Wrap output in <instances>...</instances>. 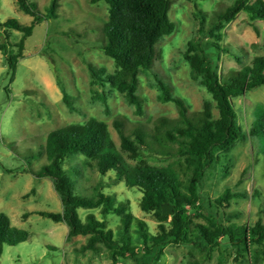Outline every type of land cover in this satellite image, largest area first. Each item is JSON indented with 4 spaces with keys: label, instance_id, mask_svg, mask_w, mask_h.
Returning <instances> with one entry per match:
<instances>
[{
    "label": "rangeland",
    "instance_id": "374dc122",
    "mask_svg": "<svg viewBox=\"0 0 264 264\" xmlns=\"http://www.w3.org/2000/svg\"><path fill=\"white\" fill-rule=\"evenodd\" d=\"M27 1L41 15L46 13L51 2ZM234 1L170 0L169 18L175 30L156 44V58L151 70L139 74L136 94L141 100L142 114L137 115L135 107L123 94L109 85L100 86L89 72L90 66L104 70L105 74L117 71L114 62L100 50L102 27L108 16L103 1L58 0V17L48 20L41 17V22L25 42L23 58L18 60L12 78L6 58L18 52L16 45L22 33L6 29L3 24L14 19L22 26H29L33 18L19 8L17 0H0V42L6 43L8 49L7 56L0 51V213L8 215L14 227L30 235L26 242L16 246L3 245L0 264H112L102 247L98 253L82 251L87 243L86 236L68 238L65 223H54L36 214L38 211L62 212L60 199L50 180L31 173L47 164L42 151L46 137L58 128L83 124L94 118L108 125L111 138L119 148L116 123L128 136L138 127L152 132L161 118L177 121V106L158 99L157 79L169 87L174 97L183 100L189 117L199 115L207 103L217 116L211 96L192 79L185 54L199 53L201 49L206 51L223 75L240 71L251 65L256 57L264 58V23L251 22L243 12L224 25L221 41L210 35L215 15L224 12ZM216 46L224 51H218ZM64 94L68 96L70 106L65 103ZM232 102L239 126L246 131L255 109L258 106L264 108V87L253 89ZM130 140L134 142L133 137ZM122 155L133 166L146 162L162 167L175 161L173 157L146 149L135 157ZM224 166L227 167L225 175L221 172ZM63 167L77 170V195L92 197L94 190L113 195L118 203L129 207L134 217L145 222L151 234H157L160 223L153 213L140 210L141 193L137 189H129L123 182L114 183L112 172L99 175L94 164L89 165L80 155L69 157ZM226 189L245 197L219 206L216 200ZM200 195L202 208L197 215L192 212L194 223L208 225L211 220L223 226L237 227H251L257 221L264 224V148L261 142L250 137L238 142L226 160H221L207 172ZM78 213L82 220L90 213L98 220L102 219L99 209H80ZM106 223L117 233L120 225L117 216H107ZM219 242L220 245L207 254L195 246L170 245L162 257L147 264H264L263 254L255 262L248 253L235 257V247L226 239ZM116 264L142 263L128 259Z\"/></svg>",
    "mask_w": 264,
    "mask_h": 264
},
{
    "label": "trees",
    "instance_id": "16d2710c",
    "mask_svg": "<svg viewBox=\"0 0 264 264\" xmlns=\"http://www.w3.org/2000/svg\"><path fill=\"white\" fill-rule=\"evenodd\" d=\"M107 5V21L102 27L103 41L101 52L110 58L117 71L105 74L104 70L89 67L93 81L100 86L109 85L120 92L126 101L135 107L136 114H142L141 100L136 94L139 74L150 71L156 58V44L175 30L169 18L170 0H96ZM19 8L33 18L29 26H22L17 20L9 19L3 27L22 33L16 48L18 52L6 58L9 71L14 77L17 62L23 58L24 45L32 35L33 29L45 20L56 19L58 0H51L44 15L39 14L35 6L27 0H17ZM245 13L251 22L264 23V0H235L222 13L215 15L210 35L221 41V31L239 13ZM192 46V45H191ZM213 47V46H212ZM224 51L219 46L214 47ZM200 50V49H199ZM0 51L7 56V44L0 42ZM197 52V51H196ZM190 66L192 79L211 96L217 110L213 115L211 104L196 116L189 117L183 100L174 97L169 87L157 79L161 102L174 103L178 108L179 119L171 122L166 118L158 120L152 132L138 127L132 135H125L121 126L115 124L120 137L118 148L111 138L108 125L97 119L83 124H70L50 132L43 148L47 164L37 172L31 173L37 178H46L52 183L58 195L62 212L38 211L36 214L54 223H65L68 238L86 236L87 243L82 251L98 253L102 247L112 264L119 260H132L147 264L164 255L166 247L195 246L202 253H209L220 245L222 239L236 248V256L248 253L252 261L264 255V224L257 221L251 227L223 226L209 220L208 225L194 223V215L202 208L200 188L207 172L214 169L221 160H226L230 151L238 142L247 137L258 139L264 148V108L258 106L253 120L246 131L239 126L234 99L253 89L264 87V58L256 57L251 65L240 71L223 75L218 72L209 53L185 54ZM65 103L70 106L69 98L64 94ZM134 138V142L130 138ZM136 143V144H135ZM158 155L173 157L175 161L158 167L146 162L137 165L128 164L122 153L135 157L143 150ZM80 155L86 162L94 164L99 175L114 173V183L123 182L129 189L141 193L139 208L144 213H153L158 219L157 234L153 235L142 220L133 216L129 207L118 203L113 195L94 190L92 197H82L75 193L79 174L76 169H64V163L71 156ZM41 156V153L39 154ZM227 174V167L221 170ZM244 194L232 193L226 189L217 198L216 204L224 206L230 200L244 198ZM163 204L173 206L172 215L161 219ZM100 210L101 220L93 213L84 220L78 211ZM114 215L119 218L117 233L107 227L106 218ZM29 233L14 227L8 215L0 213V252L3 245L16 246L29 239Z\"/></svg>",
    "mask_w": 264,
    "mask_h": 264
},
{
    "label": "water",
    "instance_id": "95a60500",
    "mask_svg": "<svg viewBox=\"0 0 264 264\" xmlns=\"http://www.w3.org/2000/svg\"><path fill=\"white\" fill-rule=\"evenodd\" d=\"M161 219L168 217L170 215H172L173 213V206L169 205V204H163L162 208H161Z\"/></svg>",
    "mask_w": 264,
    "mask_h": 264
}]
</instances>
